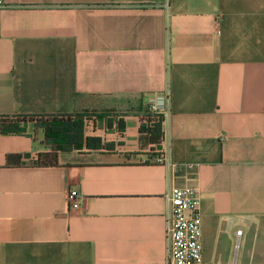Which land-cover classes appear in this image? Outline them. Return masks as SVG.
<instances>
[{
    "label": "crops",
    "instance_id": "0c3cea01",
    "mask_svg": "<svg viewBox=\"0 0 264 264\" xmlns=\"http://www.w3.org/2000/svg\"><path fill=\"white\" fill-rule=\"evenodd\" d=\"M4 1L0 117L93 112L86 137L114 149L40 166L44 123L0 126V264H161L174 187L199 190L203 264H264V0ZM167 91L164 142L142 146Z\"/></svg>",
    "mask_w": 264,
    "mask_h": 264
},
{
    "label": "built area",
    "instance_id": "2783aa9c",
    "mask_svg": "<svg viewBox=\"0 0 264 264\" xmlns=\"http://www.w3.org/2000/svg\"><path fill=\"white\" fill-rule=\"evenodd\" d=\"M6 6L0 0V9ZM170 101V92L146 99L147 111L153 115L164 116ZM157 162L168 164L164 151ZM82 197L77 190L68 191V205L78 210L82 207ZM171 207L166 224L168 243L166 259L161 264H203L204 245L202 239V218L200 212L199 190L193 187H174L168 194ZM241 231L238 232L241 235Z\"/></svg>",
    "mask_w": 264,
    "mask_h": 264
},
{
    "label": "trees",
    "instance_id": "16d2710c",
    "mask_svg": "<svg viewBox=\"0 0 264 264\" xmlns=\"http://www.w3.org/2000/svg\"><path fill=\"white\" fill-rule=\"evenodd\" d=\"M93 114V112H83L75 115L54 117H0L1 133L3 135L20 134L24 132V128L28 123H44L47 137L54 141L55 151L53 153L40 155L37 159V164L40 166H52L56 164L58 152H70L82 149L88 151H112L114 149L111 144L103 145L102 140L99 137H86V122L94 117ZM163 123L164 116L153 115L146 111L140 120L138 131L139 140L142 146H161L164 142ZM119 128L121 131H124L125 129L124 125L121 123L119 124ZM127 157L129 158L131 155H128ZM14 158H17V156L9 157L10 160Z\"/></svg>",
    "mask_w": 264,
    "mask_h": 264
}]
</instances>
